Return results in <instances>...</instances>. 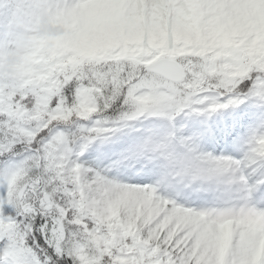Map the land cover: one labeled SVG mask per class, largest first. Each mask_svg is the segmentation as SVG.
I'll return each instance as SVG.
<instances>
[{
  "label": "snow or ice",
  "instance_id": "6c2138e0",
  "mask_svg": "<svg viewBox=\"0 0 264 264\" xmlns=\"http://www.w3.org/2000/svg\"><path fill=\"white\" fill-rule=\"evenodd\" d=\"M31 6L67 35L0 78V264H264V0Z\"/></svg>",
  "mask_w": 264,
  "mask_h": 264
},
{
  "label": "rangeland",
  "instance_id": "374dc122",
  "mask_svg": "<svg viewBox=\"0 0 264 264\" xmlns=\"http://www.w3.org/2000/svg\"><path fill=\"white\" fill-rule=\"evenodd\" d=\"M49 16H50V24L58 28L59 31L56 32L55 34H48V35H39V34H36L35 32H29L28 39L30 42L27 45H22L21 40L19 39L17 32L11 23V28H12L11 45L12 46L10 48L5 46L4 51L0 52V78L4 79L6 75L14 76L15 67L19 61L21 53H23L33 43L34 40L52 39L56 41H61L65 39L67 35L65 23L51 14H49ZM39 22L35 20V17H33L30 23L32 26H37ZM9 57H15L14 62L9 63ZM160 191L163 193L164 189L161 188Z\"/></svg>",
  "mask_w": 264,
  "mask_h": 264
},
{
  "label": "clouds",
  "instance_id": "9594fccd",
  "mask_svg": "<svg viewBox=\"0 0 264 264\" xmlns=\"http://www.w3.org/2000/svg\"><path fill=\"white\" fill-rule=\"evenodd\" d=\"M25 6L23 8L16 9L11 14V23L17 32L22 45H27L30 41L28 39L29 32H35L39 35L55 34L59 31L49 23V13L41 11L38 8L32 7V0H24ZM33 17L39 18V24L37 26L31 25ZM15 57H9V63L14 62ZM13 75H6L4 79L6 81L13 79Z\"/></svg>",
  "mask_w": 264,
  "mask_h": 264
},
{
  "label": "trees",
  "instance_id": "16d2710c",
  "mask_svg": "<svg viewBox=\"0 0 264 264\" xmlns=\"http://www.w3.org/2000/svg\"><path fill=\"white\" fill-rule=\"evenodd\" d=\"M35 20H37L39 22V18L38 17H35ZM49 23H50V19H49Z\"/></svg>",
  "mask_w": 264,
  "mask_h": 264
}]
</instances>
